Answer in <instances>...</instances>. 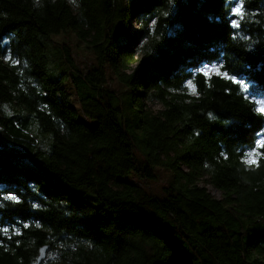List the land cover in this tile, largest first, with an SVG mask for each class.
Listing matches in <instances>:
<instances>
[{"label": "trees", "instance_id": "16d2710c", "mask_svg": "<svg viewBox=\"0 0 264 264\" xmlns=\"http://www.w3.org/2000/svg\"><path fill=\"white\" fill-rule=\"evenodd\" d=\"M68 32L95 65L54 39ZM206 61L264 99V0H0V195L21 200L5 202L0 227L21 235L0 234V264L44 246L41 264H264V118Z\"/></svg>", "mask_w": 264, "mask_h": 264}, {"label": "snow or ice", "instance_id": "6c2138e0", "mask_svg": "<svg viewBox=\"0 0 264 264\" xmlns=\"http://www.w3.org/2000/svg\"><path fill=\"white\" fill-rule=\"evenodd\" d=\"M227 2V0H226ZM231 17H237L242 18L244 16V6L241 4H237L236 6L231 8L230 12ZM229 28L230 29H239L241 27L238 20H234L229 18L228 20ZM6 60H11V56H5ZM18 63V61H16ZM200 68L201 74L204 76L205 79H209L212 74H215V76L222 78L224 81L231 82L232 84L239 85L242 91L245 93H249L252 102L257 105L256 112L259 114L260 117L264 118V99H255V93H250L249 88L244 83V78L241 77L240 79H237L238 74H230L228 71H222L223 65L219 62L213 64L211 61L201 62V64L198 66ZM186 89H188L191 93H196V85L193 83L191 79H188L184 85ZM255 87V86H253ZM214 118V117H213ZM256 148L257 149H264V138H261L256 141ZM261 156V152L258 151H251L247 153L245 163L249 166H258V160L257 157ZM5 202H10L15 205H20L21 200L18 198L17 195L8 193L0 195V220H2L6 214H8V205ZM33 207H36L33 205ZM15 211V209H13ZM22 227L24 229H27L30 227L28 223H23ZM36 227L40 228L41 224L36 223ZM11 232L12 235L20 236L21 232L19 231L18 227L12 226L11 228L8 226L0 227V234L4 235L7 239H11L12 235H9ZM2 246V245H0Z\"/></svg>", "mask_w": 264, "mask_h": 264}, {"label": "rangeland", "instance_id": "374dc122", "mask_svg": "<svg viewBox=\"0 0 264 264\" xmlns=\"http://www.w3.org/2000/svg\"><path fill=\"white\" fill-rule=\"evenodd\" d=\"M131 28H130V33L131 34H136L140 27L137 23L135 22H131L130 24ZM57 42L60 43H65L68 44L72 47L73 51H74V55H75V59L78 63V65L81 67V69H85V67L87 65H95L96 63V59L94 57V55L90 52L89 49L86 48V45L84 44V42L79 41L75 34L72 32H68V33H64L61 34L59 36H57L56 38H54ZM141 58V55L139 54V52H136L135 54V60H138ZM134 60V61H135ZM52 64V63H51ZM134 68V65H131L129 67V69L126 71L127 73H131L132 69ZM49 78L51 80H57V77H54L52 75V72L49 74ZM107 86L111 87L112 89H114L115 91H117L118 94H122L124 92V87L122 85H120V83L114 78L111 77V74L107 73ZM73 104L75 106H79L78 102L76 101L75 97L73 96ZM146 103V102H145ZM146 105L148 106V108L153 109L154 111H159L162 109V106L159 105L156 102H147ZM78 108V107H77ZM160 172V180L158 182L155 183H151L152 189L155 191V193L159 196H164V192L163 189L164 187L168 184V182L170 181V177H171V173L169 171L163 170V169H159ZM130 179H133V176L130 177ZM208 190L211 193L212 196L216 197V198H222L223 195L220 191L216 190L214 187L212 186H208Z\"/></svg>", "mask_w": 264, "mask_h": 264}, {"label": "water", "instance_id": "95a60500", "mask_svg": "<svg viewBox=\"0 0 264 264\" xmlns=\"http://www.w3.org/2000/svg\"><path fill=\"white\" fill-rule=\"evenodd\" d=\"M48 249H49V246H44L40 249V254L37 260V264H41L43 261H45L47 257Z\"/></svg>", "mask_w": 264, "mask_h": 264}]
</instances>
